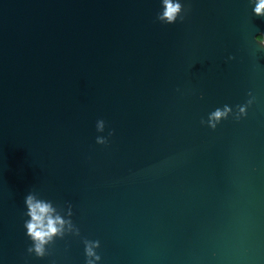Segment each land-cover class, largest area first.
<instances>
[{
  "label": "water",
  "instance_id": "95a60500",
  "mask_svg": "<svg viewBox=\"0 0 264 264\" xmlns=\"http://www.w3.org/2000/svg\"><path fill=\"white\" fill-rule=\"evenodd\" d=\"M183 3L0 0V264H264V16ZM29 191L80 230L42 258Z\"/></svg>",
  "mask_w": 264,
  "mask_h": 264
},
{
  "label": "clouds",
  "instance_id": "9594fccd",
  "mask_svg": "<svg viewBox=\"0 0 264 264\" xmlns=\"http://www.w3.org/2000/svg\"><path fill=\"white\" fill-rule=\"evenodd\" d=\"M253 5L252 11L255 15L264 16V0H251ZM185 12V4L183 0H162V10L157 13V19L162 23L173 24L178 19L183 20L182 15ZM256 41L264 45V34H259L255 37ZM251 94V93H250ZM251 100L246 105L239 107V112L236 113V119H240L247 114V107L251 104ZM232 114V108L225 105L223 108L217 107L209 115L207 123L213 129L217 124L229 117ZM105 121L98 119L96 129L98 132H103ZM109 136L112 135L110 131ZM98 144H106L108 137L97 136ZM25 212L23 227L26 230V236L31 241L27 251L37 257H45L48 255L49 246L54 243L57 238H64L67 234L79 235V228L70 219L72 215V205L68 204V217L66 218L58 211L56 204L50 199L38 196L36 192L29 191L24 197ZM85 264H98L101 261V256L97 249L100 247L99 240H85Z\"/></svg>",
  "mask_w": 264,
  "mask_h": 264
}]
</instances>
